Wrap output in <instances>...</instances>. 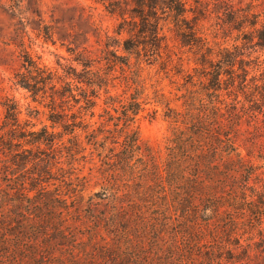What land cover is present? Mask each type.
<instances>
[{"label":"trees","instance_id":"obj_1","mask_svg":"<svg viewBox=\"0 0 264 264\" xmlns=\"http://www.w3.org/2000/svg\"><path fill=\"white\" fill-rule=\"evenodd\" d=\"M40 4L0 0L9 19L0 42L20 59L12 81L43 109L22 117L17 101L0 97V264H264V12L229 0H108L118 18L109 35L82 13ZM170 39L195 66H178L174 98L151 99L143 57L164 52L166 70ZM37 40L69 58L46 64ZM116 79L124 89L112 94ZM156 107L170 124L161 159L135 126ZM39 114L48 124L36 128ZM85 164L100 179L88 194ZM102 227L111 235L96 251ZM170 231L189 238L187 250L167 242Z\"/></svg>","mask_w":264,"mask_h":264},{"label":"rangeland","instance_id":"obj_2","mask_svg":"<svg viewBox=\"0 0 264 264\" xmlns=\"http://www.w3.org/2000/svg\"><path fill=\"white\" fill-rule=\"evenodd\" d=\"M229 1H231L234 6L237 7L239 6L242 8L244 6H253L259 12H264V0ZM40 2V6L43 11L49 13L51 10H54L53 12L57 16L65 17L72 14L82 13L85 17H90L91 20L95 22V24L101 26L104 32L107 31L109 35H114L113 30L118 22V18L117 16L111 15L106 10L105 5H107L108 0H40ZM248 20L252 21L251 18ZM204 23L205 25H209V23L213 24V21H205ZM8 24L9 19L7 15L0 9V25H4L5 27H7ZM8 31L9 29L7 28L5 32L7 33ZM165 32L168 36H173V33H170L167 28H165ZM169 42L170 49L175 52V55H173L172 62H170L166 70L159 69V66L161 64L160 62L166 57L164 52L161 53V57H143L145 58V60H148L147 62H151L150 64L143 63V71L141 73L142 79L144 80L147 87L144 94L148 95V97L151 99L154 97L155 93H164L169 98H174V94L177 93L175 88L178 86V84L183 82L181 76L175 75L178 66L183 63L185 70H187L188 72H192V68L195 66L193 62V55L188 51V49L181 48L175 40L170 39ZM89 48L94 51L95 54H100L101 43H96L95 38L91 36L89 40ZM34 49L38 54L41 55L42 61L49 65H54L57 57H62L63 59L69 58V54L58 44H43L41 40H37L34 43ZM134 60V58H131V62H134ZM0 62H2V64H0V97L6 95L9 98H13L15 101H17L21 109L22 117H26L27 107L35 110H43L42 107L37 104V102H34L29 97V94L26 91L16 87L12 81V74L14 70H16L20 65L18 51L14 48L13 45L5 46L0 42ZM116 76H120L119 69H117L116 71ZM171 81L174 83L171 84ZM113 84L115 85V87L111 88L110 90L112 94H119L123 92L124 88L121 86L118 79H116ZM150 101L152 102V100ZM101 103L102 102H100V104ZM154 107V103H150L146 106L147 109H151ZM156 110L157 112L155 113V115L147 116V111L142 112L138 116V119L135 122V126H137L138 128V135L141 143L144 146L150 148L156 158L161 159L165 154V146L170 136V124L163 117L164 108L156 107ZM97 112L101 113L102 109L100 107L97 108ZM2 113L3 110L0 106V118L2 117ZM94 120L98 121V118L96 117ZM34 121L37 123L36 128H39L42 124H48L45 114H39L37 119H34ZM82 167L83 168L81 169V171H79L80 174H84L89 177L86 179V181L88 182V188L85 193L88 194L98 191L100 186L96 184L99 183L100 179L98 178V176H95L96 172H91V170L89 169L91 167L90 164H85ZM228 218L229 216H227L226 219ZM152 219L159 222V219L158 217H156L155 212H152ZM110 220L111 218H109V221ZM105 222L107 224V220ZM96 225L97 224L95 223L93 227ZM225 227L226 226L224 225L222 230H224ZM148 231V234H144L146 238V241L144 243L150 245L149 236H155L156 232L154 231V228L152 226ZM110 235V231L107 230V228L102 227L101 230L93 236V239L96 242L95 244H97L95 245L96 251L97 247L99 246L103 249L107 247L106 245H104V242H106L105 240H107ZM168 236L169 238L167 242L173 243L180 250H187L190 245V240L185 234H180L177 238H173L172 231H170L168 232ZM214 242V246H220V235L219 237L214 238ZM211 245L212 243L206 244L205 246ZM122 252L129 253V251L123 250ZM96 261H100L98 257H96ZM130 263L151 264L152 261L146 263L132 261Z\"/></svg>","mask_w":264,"mask_h":264}]
</instances>
